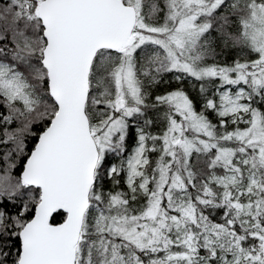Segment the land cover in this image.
Returning <instances> with one entry per match:
<instances>
[{"label":"snow or ice","instance_id":"obj_1","mask_svg":"<svg viewBox=\"0 0 264 264\" xmlns=\"http://www.w3.org/2000/svg\"><path fill=\"white\" fill-rule=\"evenodd\" d=\"M0 264H264V0H0Z\"/></svg>","mask_w":264,"mask_h":264}]
</instances>
